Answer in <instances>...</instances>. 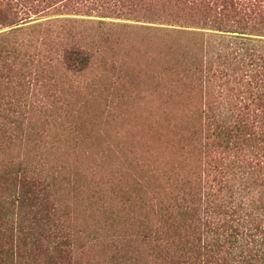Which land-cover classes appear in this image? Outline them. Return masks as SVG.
<instances>
[{
	"label": "rangeland",
	"instance_id": "374dc122",
	"mask_svg": "<svg viewBox=\"0 0 264 264\" xmlns=\"http://www.w3.org/2000/svg\"><path fill=\"white\" fill-rule=\"evenodd\" d=\"M200 1L0 0L7 5L0 17V138H26L29 130L35 138H69L62 129L82 115L95 126L92 138H109L116 150L125 145L129 156L133 150L159 169L171 158L170 144L194 145L191 167L202 177L214 157L264 154V67L241 65L243 56L232 53L235 42L264 45L257 15L264 0H234L244 7L240 14ZM222 37L231 63L210 64ZM71 49L89 55L85 68L69 60ZM213 100L235 105L230 138L241 139H232L231 149L216 145L220 137L207 113ZM174 106L186 112H170ZM9 193L0 178V264H62L59 214L36 224L31 204L6 201ZM72 249L73 260L82 243Z\"/></svg>",
	"mask_w": 264,
	"mask_h": 264
},
{
	"label": "trees",
	"instance_id": "16d2710c",
	"mask_svg": "<svg viewBox=\"0 0 264 264\" xmlns=\"http://www.w3.org/2000/svg\"><path fill=\"white\" fill-rule=\"evenodd\" d=\"M202 2L209 9L216 3L226 14L244 8L234 0ZM6 6L0 2V17ZM257 10L264 22V10L260 5ZM224 41L222 37L215 45L217 55L212 50L210 64L231 63ZM234 48L232 53L243 56L241 65L264 67V45L248 48L241 41ZM68 58L80 70L89 63V55L78 49H71ZM189 61H198L193 52ZM215 101L207 113L220 137L216 145L231 149L232 139H241L230 138L236 129L235 105L229 101L222 107ZM182 107L170 112H186ZM79 117L62 129L69 138H48L49 133L35 138L31 130L26 138H0V178L10 190L4 199L29 202L36 224L59 214L62 264H264V154L248 149L232 158L214 157L208 177H202L198 167H191L194 145L170 144L171 158L159 169L142 164L133 150L129 156L125 145L116 150L109 138H92L93 122ZM178 121L186 131L188 121ZM241 126L246 124L237 128ZM77 243L83 249L73 261Z\"/></svg>",
	"mask_w": 264,
	"mask_h": 264
}]
</instances>
